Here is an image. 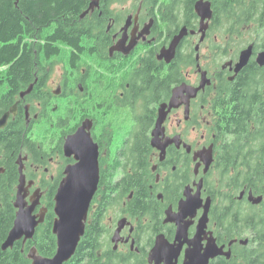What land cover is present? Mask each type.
I'll return each mask as SVG.
<instances>
[{
  "label": "flooded vegetation",
  "instance_id": "af4514ba",
  "mask_svg": "<svg viewBox=\"0 0 264 264\" xmlns=\"http://www.w3.org/2000/svg\"><path fill=\"white\" fill-rule=\"evenodd\" d=\"M93 1L80 15L76 45L49 42L61 52L39 60L33 81L0 77V192L16 202L23 168L22 194L29 205L40 196L33 214L43 212L45 225L46 196H56L67 168L78 164L66 142L85 127L99 180L85 232L95 246L81 264H203L210 244L221 253L208 264H264V110L252 115L256 99L248 101L244 148L226 132L237 127L231 113L244 94L230 88L259 66L260 51L255 46L238 74L243 50L221 61L213 0H204L213 11L205 40L196 0L197 19L185 26L174 59L167 51L184 27L174 33L170 1L166 12L161 0H98L90 10ZM211 44L206 65L202 51ZM204 72L211 84L192 98L182 93L172 107L176 89L199 88Z\"/></svg>",
  "mask_w": 264,
  "mask_h": 264
},
{
  "label": "trees",
  "instance_id": "16d2710c",
  "mask_svg": "<svg viewBox=\"0 0 264 264\" xmlns=\"http://www.w3.org/2000/svg\"><path fill=\"white\" fill-rule=\"evenodd\" d=\"M166 1L171 2L174 33L182 27H191L197 19L193 14L196 0H161L163 5L160 11L168 10ZM86 2L88 0H0V77L13 75L16 84L28 85L38 72L39 60L42 57L58 56L61 52L54 50L49 42L58 41L62 46L76 45L83 34L78 27L81 26L80 15ZM213 2L218 9L213 33L220 30L221 61L234 59L250 42L255 44L257 52L264 51V0ZM184 5L186 16L182 15ZM214 46L216 49L215 42ZM231 87L230 90L242 91L244 94L236 97L234 112L231 113V117L236 118L230 123L234 126L237 123V127H231L226 132L237 135L242 140L239 147L244 148L251 130L247 127L246 118L250 107L248 101L257 100L252 105V115L260 118L264 110V95L259 94L264 92V71L259 66L249 67ZM54 196H46L45 203L51 213L45 225L38 228L35 238L26 246L19 242L12 249L3 251L2 246L13 228L16 209L15 195L0 192V264H31L28 254L34 247L39 255L54 257L57 250V239L53 234ZM94 246L89 236L85 235L75 256L67 264H81L84 258L82 253Z\"/></svg>",
  "mask_w": 264,
  "mask_h": 264
},
{
  "label": "water",
  "instance_id": "95a60500",
  "mask_svg": "<svg viewBox=\"0 0 264 264\" xmlns=\"http://www.w3.org/2000/svg\"><path fill=\"white\" fill-rule=\"evenodd\" d=\"M98 5V0L91 3L90 10H93ZM88 12V11H87ZM85 13V17L88 13ZM196 12L201 19V32L204 35L201 42L205 40L206 32L209 28L210 21L213 19L212 5L210 2L200 0L196 3ZM188 35V29L182 28L172 42L167 53L171 54V59H174L176 49L181 41ZM199 48H197L198 50ZM255 45L251 44L241 52L239 63L236 65V73H240L250 62L254 56ZM257 63L264 67V51L258 53ZM208 73H203L202 85L195 89L191 87H180L176 89L175 96L172 100V107L184 92H189V97H195L196 94L210 85ZM33 86L25 92H31ZM178 93V95H176ZM23 94V96H24ZM13 112V111H12ZM6 123V117L0 121V128H3ZM93 146V147H91ZM91 148L93 152L91 153ZM65 151L67 156L71 153L76 154L78 164L74 167H68L65 173V178L61 182L58 192L55 196L54 212L56 219L53 226V234L57 239V250L53 258H45L38 254L36 247L29 252L28 258L32 264H67L76 254L82 238L85 236L86 223L88 213L97 191L98 183V153L97 147L91 144V139L85 135V127L69 137ZM26 178L21 169V178L19 192L17 194L15 207L18 209L14 226L11 229L5 243L2 246L3 251L12 249L15 244L24 239V243L33 240L37 228L44 222L45 215L42 212L38 216H34L35 209L40 205V196L35 194L31 199V205L26 201L27 194H22L25 189ZM262 199L256 201L261 203ZM207 221V213H206ZM221 250H218L216 245L210 244L203 254L205 259L203 264H208L210 259L220 255Z\"/></svg>",
  "mask_w": 264,
  "mask_h": 264
},
{
  "label": "rangeland",
  "instance_id": "374dc122",
  "mask_svg": "<svg viewBox=\"0 0 264 264\" xmlns=\"http://www.w3.org/2000/svg\"><path fill=\"white\" fill-rule=\"evenodd\" d=\"M210 43V42H209ZM208 43V44H209ZM253 43V42H252ZM251 42L250 43H248L247 45H249V44H252ZM211 46H212V44L211 45H209V46H205L204 47V49H203V54L205 55V63H206V65H208L209 63V61H210V59H212V54H213V52H212V49H211ZM210 58V59H209ZM209 60V61H208Z\"/></svg>",
  "mask_w": 264,
  "mask_h": 264
}]
</instances>
